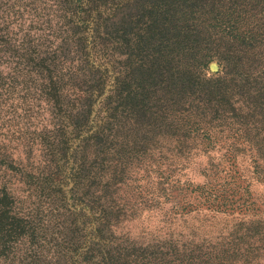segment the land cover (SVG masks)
<instances>
[{
    "label": "trees",
    "instance_id": "trees-1",
    "mask_svg": "<svg viewBox=\"0 0 264 264\" xmlns=\"http://www.w3.org/2000/svg\"><path fill=\"white\" fill-rule=\"evenodd\" d=\"M37 1L0 0V116L19 132L9 142L26 159L36 146L43 163L33 173L7 148L1 154L0 264H217L220 253L227 260L223 240L138 242L112 222L125 212L117 190L131 178L129 165L146 164L138 169L148 185L151 144L128 127L148 108L133 103L132 82H211L219 98L236 97L226 99L232 116L217 130L233 137L222 155L232 167L251 154L248 133L264 124V0H50L47 10ZM214 59L224 76L202 79ZM44 110L50 124L37 130ZM198 129L191 122L186 134ZM203 131L207 145L218 141ZM217 170L227 189L204 200L219 212L244 205L241 171ZM16 174L45 210H22L7 188Z\"/></svg>",
    "mask_w": 264,
    "mask_h": 264
},
{
    "label": "rangeland",
    "instance_id": "rangeland-1",
    "mask_svg": "<svg viewBox=\"0 0 264 264\" xmlns=\"http://www.w3.org/2000/svg\"><path fill=\"white\" fill-rule=\"evenodd\" d=\"M44 1L47 10L52 1L38 0L37 4L43 2L40 6L43 7ZM200 71L204 80L224 76L215 59ZM209 83L132 82L133 103L141 104L142 100L148 109L145 114H136V123L128 127L138 137L146 134L151 144L148 150L151 158L146 167L149 178L147 186L140 179L145 167H138L146 164L138 167L135 163L129 165L131 178L123 185L119 184L117 190L125 212L112 222V230L145 243L168 240H177L180 244L191 241L197 243L203 242L202 238L223 240L227 242L224 248L229 250L228 259L222 260L220 253L215 258L217 264H264V124L257 125V130L248 131L253 146L251 154L238 158L237 166L230 167L231 161H227L222 154L230 148L228 144L233 137L217 130L232 116L226 99L231 101L233 96L219 98ZM110 87L106 85V89ZM37 122V130L50 124L47 110H44ZM191 122L196 123L199 129L188 135L186 128ZM205 127L216 136L218 141L214 144H206L210 139L206 138L208 135L203 131ZM15 130L14 122L5 121L0 116V158L7 148L18 167L24 165L33 173L43 172V163H38L41 156L36 146L32 148V158L26 159L22 145L13 138L9 142L12 133L18 136L19 132ZM156 150H160L163 155ZM87 152L91 157L93 148H88ZM217 168L241 171L237 182L242 188H239V193L245 187L244 205L219 212L213 209L214 205L204 200L207 192L214 194L221 188L227 189L220 175L223 173L219 174ZM1 174L0 171V183L3 182ZM8 179L7 188L22 210L29 214L45 210V206L41 205L39 198L25 184L20 174L10 178L8 176ZM136 184H140L141 188H137ZM196 185L206 187L197 190ZM143 196L148 203L142 200ZM68 203L72 201L68 200ZM237 250V255L232 254Z\"/></svg>",
    "mask_w": 264,
    "mask_h": 264
}]
</instances>
